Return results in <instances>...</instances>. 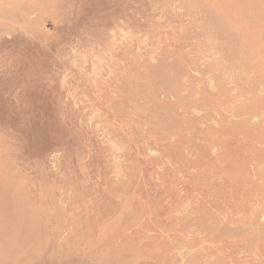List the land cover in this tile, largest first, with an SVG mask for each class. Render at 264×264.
<instances>
[{
  "label": "rangeland",
  "instance_id": "rangeland-1",
  "mask_svg": "<svg viewBox=\"0 0 264 264\" xmlns=\"http://www.w3.org/2000/svg\"><path fill=\"white\" fill-rule=\"evenodd\" d=\"M0 264H264V0H0Z\"/></svg>",
  "mask_w": 264,
  "mask_h": 264
},
{
  "label": "bare ground",
  "instance_id": "bare-ground-1",
  "mask_svg": "<svg viewBox=\"0 0 264 264\" xmlns=\"http://www.w3.org/2000/svg\"><path fill=\"white\" fill-rule=\"evenodd\" d=\"M154 154V153H153ZM139 163V162H138Z\"/></svg>",
  "mask_w": 264,
  "mask_h": 264
}]
</instances>
